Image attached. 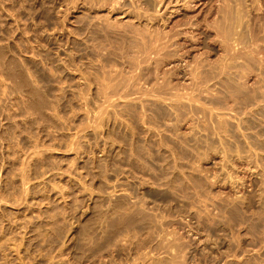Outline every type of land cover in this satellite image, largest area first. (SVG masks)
I'll return each mask as SVG.
<instances>
[{"label": "rangeland", "instance_id": "obj_1", "mask_svg": "<svg viewBox=\"0 0 264 264\" xmlns=\"http://www.w3.org/2000/svg\"><path fill=\"white\" fill-rule=\"evenodd\" d=\"M175 1L166 0L169 4L154 12L168 19L165 25L156 23L160 28L180 16L182 2ZM201 1L192 13L199 15L207 6ZM211 1L214 9L221 2ZM121 2L112 9L94 0H0V264H97L101 259L108 264L109 257L114 264H264V96L250 104L256 115L245 110L250 105L228 111L221 102L220 116L226 112L233 124L238 114L249 120L241 123L246 130H238L245 137L237 129L233 138L231 132L227 137L216 132L209 92L196 94L201 105L195 97L198 104L179 98L185 107L179 106L178 129L173 117L159 118L153 103L175 113L169 99L125 95L124 82L115 77L131 69L137 36L129 33L123 45L117 39L125 56L113 61L106 55L112 49L107 37L94 33L118 21L146 29L154 7L147 0ZM260 4L263 11L249 14L264 15V1ZM203 48L198 45L191 53L205 61L221 52ZM252 69L254 78L248 76L247 84L257 86L264 81L261 68ZM144 77L127 87L146 90L153 82ZM197 80L202 82L200 74ZM189 102L195 105L191 113ZM216 133L227 141L221 144Z\"/></svg>", "mask_w": 264, "mask_h": 264}, {"label": "bare ground", "instance_id": "obj_2", "mask_svg": "<svg viewBox=\"0 0 264 264\" xmlns=\"http://www.w3.org/2000/svg\"><path fill=\"white\" fill-rule=\"evenodd\" d=\"M132 1V0H130ZM142 1V0H141ZM169 1V0H167ZM178 1H181L182 2V6L183 8L181 9V13L179 17H176L175 16V19L172 20V18L170 17V20L168 22H171V25L170 23H168L170 26L166 29L164 28H160L156 23H160L162 22L163 25L166 24L167 22V18L163 17V13H162V18L160 15V13H158L157 15L154 14V12H157V11H160L159 8L160 6H162L163 4L165 5H168L169 2H166L165 0V3L162 2V0H157V1H154V5H150L149 2H152L151 0L148 1L147 0V5L150 6V9L154 7V11H153V14H150V12L152 13L151 10H149V19L150 22H148L147 24V27L146 29H139V28H135V27H132L130 25H127L126 27L123 25V24H119L118 25V21L117 22V25H109V23L107 22L106 25H102L101 28L99 29H96V31H94V33L97 35L99 34L98 31H102L103 32V36L109 40L110 42V46L112 47V49L107 52V56L109 59H113V61L116 60V57H119V58H124V54L122 53V50H120V52H118L119 50L117 49V47L120 45H115L117 43H121V45H123L124 41L126 42V37L129 36L128 34L131 33L133 36H137V42H134L133 44H131V49L135 46V52L137 54H135L134 52V48L132 49L133 50V54H135V56H132L133 57V63L130 62V65H131V69H128L129 72H125L122 74L121 73H116V76L119 75L120 76V80H122L124 82L123 86H124V89H121V91L123 90V92L126 94L129 93H141V95L145 94V95H149L150 96H153L154 97H157L156 99H161L162 100L164 98H167L169 99L170 101V104L172 105V107L175 109V113H172V112H168L167 110L163 109V107H161L160 104L157 103H153V107H154V111H156V114L157 116H159V118L161 117V119H165V118H169L170 117H173L176 121L175 123V128H177V125L179 123L177 122H180L179 121V117H182V110L179 109V106L181 107H185V104H181V101L179 102V98L181 97H185L187 98L186 100L188 101H191L193 102V98L196 96L197 93H207L209 92L212 96L210 103L209 105L211 107L206 106V107H209L208 109H214L217 111L214 112L213 114V111L211 112V114L215 115L216 117V124H211L212 126H214L213 128L216 130L217 133L220 134V132L222 133H225V135L227 134V131L229 132V136L230 137H234L236 136L237 134L235 133V130L237 129V132L239 129H241V123L242 121L245 122V124L247 122H249V120H246V118L244 119V116L242 117L241 119V116H238V119L236 121H233V123H231V121H229L226 117L228 116H223L225 113L222 114V116L219 115V113L223 111V109L225 108V110L227 109H235L234 107H246L247 105H250L252 104V102H257V98H259L260 96H264V89L263 87H261V82H264V81H261L259 83V85L257 84V86L253 85H248L247 84V79H248V76L249 78L250 77V74L252 71L251 69L255 67L258 68H261V72H258L259 74H261V78L262 80L264 79V15L263 14H259L261 13V11H263L261 9V4H260V0H251L249 1V3H244L242 0H221L220 3H218V6L216 9L213 8V6L209 5L212 1L211 0H207V2L205 4H207V6L202 9V12L198 15L196 14L197 17H195V14L194 12L192 13V11H190V9H193L194 6L196 7V5L198 4L199 0H178ZM211 1V2H210ZM264 1V0H263ZM95 4H98L99 5H108L109 7H111L112 9H115L117 5H122L120 3L121 0H94ZM171 2V1H170ZM177 2V0L175 1ZM204 0L201 1L199 4L202 5V3L204 4ZM73 3V2H72ZM168 3V4H167ZM173 3V2H172ZM74 4V3H73ZM72 5V4H71ZM142 5V4H141ZM213 5V3H212ZM135 6V5H134ZM148 6V7H149ZM153 6V7H151ZM73 7V5H72ZM95 7V6H94ZM93 7V8H94ZM159 7V8H158ZM164 7V6H163ZM178 7V6H177ZM176 7V9H177ZM212 7V8H211ZM215 7V6H214ZM106 8V7H105ZM104 8V9H105ZM119 8V7H118ZM130 8V7H129ZM139 8V7H138ZM146 8V7H145ZM162 8V7H161ZM199 8V7H198ZM264 8V7H263ZM73 9V8H72ZM140 9V8H139ZM148 9V8H147ZM175 9V10H176ZM197 9V8H196ZM201 9V8H200ZM214 9V10H213ZM256 10L257 12L259 10H261L259 13H254L253 15L249 14V13H253L255 11L253 10ZM119 10V9H118ZM195 10V8L193 9ZM75 11V10H74ZM116 11V10H115ZM121 11V10H120ZM127 11H130V10H127ZM141 11V10H139ZM171 11V10H170ZM173 11V10H172ZM178 11V9H177ZM176 12V11H174ZM115 13V12H114ZM125 13V12H124ZM127 13V12H126ZM133 13V12H132ZM146 13V12H145ZM171 14V12H169ZM96 14V13H95ZM136 14V13H135ZM141 14V13H140ZM69 15V14H68ZM131 15V14H130ZM174 15V14H173ZM250 15V17H249ZM263 15V16H262ZM109 16V15H108ZM111 16V15H110ZM129 16V15H128ZM135 16V15H134ZM133 16V18H134ZM147 16H148V11H147ZM170 16V15H169ZM107 17V16H106ZM168 17V16H167ZM173 17V16H172ZM109 18V17H108ZM131 18V20L133 19ZM137 18V17H136ZM164 18V19H163ZM177 18V19H176ZM113 19V17H112ZM116 19V18H115ZM122 19V18H121ZM129 19V18H128ZM142 19V18H141ZM144 19V18H143ZM138 20V19H137ZM159 20H161L160 22H158ZM128 21V20H127ZM133 21V20H132ZM115 22V21H114ZM139 22V21H138ZM73 24V23H72ZM111 24V23H110ZM127 24V23H125ZM131 24V23H130ZM82 25V24H81ZM132 25H133V22H132ZM146 25V23H145ZM157 25V26H156ZM162 25V26H163ZM135 26V25H134ZM138 26H141V25H138ZM161 26V25H160ZM137 27V26H136ZM165 27V26H164ZM184 30V31H183ZM196 30V32L194 31ZM71 31V30H70ZM73 33V32H72ZM86 33V32H85ZM76 35V34H75ZM131 35V36H132ZM102 36V37H103ZM78 38V37H77ZM128 38V37H127ZM134 38V37H133ZM79 39V38H78ZM117 39L119 40V42L115 43L117 41ZM133 40H136L135 38ZM140 43V45L138 44ZM128 46H129V43H127ZM109 45V44H108ZM120 45V46H121ZM198 45L199 47L203 46L206 47V49L210 52H212L211 50H217V49H220L221 52H219V54H213L214 55H217L216 57L214 56V59L213 60H210L209 57L208 59L206 58L205 61L200 60V56H196L197 52L193 49V48H198ZM125 46V45H124ZM263 46V47H262ZM130 47V46H129ZM122 48V47H121ZM120 48V49H121ZM204 49V48H203ZM117 50V51H116ZM127 50V49H126ZM193 51H195L196 53H191ZM206 50V51H207ZM104 51V49H103ZM198 51V50H197ZM105 52V51H104ZM130 52V51H129ZM205 52L202 51V53ZM209 52V53H210ZM218 52V51H217ZM199 53V52H198ZM194 54H196L194 56ZM201 54V53H200ZM208 55V53H206ZM75 55V53H74ZM203 55V54H202ZM99 56V55H98ZM128 56V54H127ZM126 56V57H127ZM204 56V55H203ZM125 57V58H126ZM130 57V55H129ZM131 57V59H132ZM186 57H189L186 59ZM73 59V58H72ZM174 59V60H172ZM191 61H190V60ZM99 60V59H98ZM189 60V61H187ZM147 62V65L146 63ZM67 63V62H66ZM132 63V64H131ZM141 63H145V65H141ZM172 64L169 69H166L164 68L163 69V66L164 65H167V64ZM111 65V64H110ZM113 65V64H112ZM117 65V64H116ZM124 65V64H123ZM122 65V66H123ZM127 65V63H126ZM129 65V64H128ZM118 66V65H117ZM130 67V66H129ZM167 67V66H166ZM68 68V67H67ZM113 68V67H112ZM116 68H119V67H116ZM117 70V69H116ZM115 70V71H116ZM121 70V69H120ZM135 70V71H134ZM253 70V69H252ZM256 70V69H255ZM122 71H125V70H122ZM134 73H133V72ZM251 71V72H250ZM254 71V70H253ZM260 71V70H259ZM91 72V71H90ZM105 72V71H104ZM113 72V71H112ZM81 73V72H80ZM256 74V75H259V74ZM103 74V73H102ZM199 74L200 76L202 77V82H199L197 79L199 78ZM87 75V73H86ZM188 75V77H186ZM254 75V76H256ZM118 76V77H119ZM142 76H145L144 78L147 79V82L149 81H152V85H150V87L148 88L147 85L145 84L146 82H144V84L146 85L145 87H147L146 90H143L139 91V88L135 89L134 88H131L133 86H129L127 87V84L129 85V82L130 80L132 81H136L138 79H140ZM257 77V76H256ZM103 78V77H102ZM160 78V79H159ZM186 78H189L188 80L190 81H185L184 79ZM254 78V77H253ZM251 78V79H253ZM258 78V77H257ZM99 79V78H98ZM186 82L182 83L181 81L183 80ZM256 79V78H255ZM96 80V79H95ZM101 80V79H100ZM112 80V79H111ZM141 80V79H140ZM144 80V79H143ZM181 80V81H180ZM187 80V79H186ZM261 80V79H259ZM103 81V79L101 80ZM106 80H104L105 82ZM109 81V80H108ZM131 81V82H132ZM212 81V82H211ZM253 84L258 81V80H253ZM121 82V81H120ZM119 82V83H120ZM140 82V81H139ZM208 82V83H207ZM259 82V81H258ZM106 83V82H105ZM189 83V84H188ZM108 84V82H107ZM112 84V83H111ZM118 84V83H116ZM131 84V83H130ZM137 84V83H136ZM264 84V83H263ZM110 85V84H109ZM140 85V84H139ZM88 86V85H87ZM101 86V85H100ZM114 86H118V85H114ZM122 86V84H121ZM142 86V85H141ZM7 88V87H6ZM105 88H106V85H105ZM112 87L110 86V89ZM116 88V87H114ZM261 88V90H260ZM109 89V88H108ZM263 89V90H262ZM84 90V89H83ZM114 90V89H113ZM119 90V88H118ZM117 90V91H118ZM101 91H105V90H101ZM130 91V92H129ZM115 92V91H114ZM82 93V92H81ZM107 93V92H106ZM109 93V92H108ZM205 93V94H206ZM114 94V93H112ZM111 94V95H112ZM209 94V95H210ZM117 95V94H116ZM133 95V94H132ZM131 95V96H132ZM80 96V95H79ZM88 96V95H87ZM118 96V95H117ZM166 96V97H165ZM198 96V95H197ZM84 97V96H83ZM115 97V96H114ZM113 97V98H114ZM119 97V96H118ZM134 97V96H133ZM132 97V98H133ZM137 97V96H136ZM139 97V96H138ZM144 97V96H143ZM199 97V96H198ZM104 98V97H103ZM112 98V97H111ZM122 98V97H121ZM141 98V97H140ZM184 98V99H185ZM229 98H230V101L231 103H233L232 105L229 104L228 106V101H229ZM88 99V98H87ZM128 99V98H127ZM135 99V98H134ZM152 99V98H151ZM196 99V97L194 98ZM228 99V100H227ZM105 100V99H104ZM103 100V101H104ZM106 100H109V99H106ZM111 100V99H110ZM193 100V101H192ZM198 100V103H199V100L200 99H196ZM263 100V99H262ZM261 100V101H262ZM127 101V100H126ZM155 101V100H154ZM166 101V100H165ZM264 101V100H263ZM184 102V101H183ZM187 102V101H186ZM195 102V101H194ZM221 102L224 103V108L222 107V110L220 111V108H221ZM109 103V102H108ZM132 103V102H131ZM195 102V104H198ZM201 103H205V102H201ZM230 103V102H229ZM258 103V102H257ZM256 103V105H257ZM263 103V102H262ZM261 103V104H262ZM127 104V103H126ZM200 104V103H199ZM208 104V103H207ZM109 105V104H108ZM130 105V104H129ZM169 105V106H171ZM187 105H189L188 107V110H190V113L191 111H195V105L193 106L192 103H188ZM201 105V104H200ZM202 105H205V104H202ZM255 105V106H256ZM114 106V105H113ZM126 106V105H124ZM250 109L249 107H246L247 109H245L246 111L249 110V112H251V109H252V105H250ZM144 107V106H143ZM198 107V106H196ZM203 107V106H202ZM152 108V107H151ZM201 108V107H200ZM255 108V107H254ZM141 109V108H140ZM172 109V108H171ZM197 109V108H196ZM203 109H207V108H202L201 110ZM243 109V108H241ZM153 110V108H152ZM228 110V111H229ZM148 111V110H147ZM186 111V110H185ZM198 111V110H197ZM208 111V110H207ZM220 111V112H218ZM234 111V110H233ZM253 111V109H252ZM201 112V111H200ZM241 112V110H240ZM238 112V113H240ZM244 111H242L243 113ZM248 112V113H249ZM189 112H187V115H188ZM196 113V112H195ZM204 113V112H203ZM210 113V112H209ZM237 113V112H235ZM241 113V114H242ZM254 113V111L252 112ZM154 114V112H153ZM205 114V113H204ZM203 114V115H204ZM234 114V112H233ZM255 114V113H254ZM264 114V113H263ZM151 115V114H150ZM181 115V116H180ZM227 115H229L230 117V114L229 112L227 113ZM235 115V114H234ZM233 115V117H234ZM244 115V114H243ZM247 115H251L250 114H247ZM245 114V117L247 116ZM256 115V114H255ZM186 116V115H185ZM205 116V115H204ZM232 116V115H231ZM149 117V115H148ZM153 117V115L151 116V118ZM189 117V116H188ZM213 116H209L208 119H211ZM222 117H225L222 119ZM232 117V118H233ZM236 117V118H237ZM251 117V116H250ZM254 117V116H253ZM256 117V116H255ZM143 118V117H142ZM150 118V119H151ZM154 118V117H153ZM184 118V117H183ZM186 118V117H185ZM192 118V117H191ZM207 118V117H206ZM205 118V119H206ZM235 118V117H234ZM235 118V119H236ZM262 119L264 117H261ZM158 119V118H157ZM182 119V118H181ZM204 119V120H205ZM207 119V120H208ZM247 119H248V116H247ZM250 119V118H249ZM258 119V118H257ZM142 120V119H141ZM144 120V119H143ZM153 120L156 121V119L154 118ZM215 120V119H214ZM234 120V119H232ZM253 120V118H252ZM152 121V119L150 120ZM185 121V120H184ZM201 121V120H200ZM251 121V119H250ZM191 122V121H190ZM206 122V121H204ZM203 122V124H204ZM254 122V121H253ZM144 123V122H143ZM149 123V122H148ZM160 123V122H159ZM166 123V122H165ZM200 123V122H198ZM211 123V122H210ZM213 123V122H212ZM215 123V122H214ZM255 123H256V119H255ZM254 123V124H255ZM259 123V122H258ZM263 123V122H262ZM151 124V123H150ZM167 124V123H166ZM172 124V123H171ZM257 124V123H256ZM189 125V124H188ZM248 125V124H247ZM264 125V124H262ZM153 126V125H152ZM162 126V125H161ZM174 126V124H173ZM193 126V125H192ZM197 126V125H196ZM195 126V127H196ZM200 126V125H199ZM203 126V125H202ZM201 126V127H202ZM234 126V130L232 129ZM261 126V125H260ZM208 127V126H207ZM240 127V128H239ZM245 127V126H244ZM242 128L243 130H246L245 128ZM247 127V126H246ZM249 127V126H248ZM251 127V126H250ZM263 128V127H261ZM260 128V129H261ZM178 129V128H177ZM192 129V128H191ZM200 129V128H199ZM202 129H205V128H202ZM213 129V130H214ZM157 130V129H156ZM173 130V129H172ZM243 130H240L241 131V136H246L245 133H243ZM176 131V130H175ZM206 131V130H204ZM239 131V132H240ZM159 132V131H158ZM177 132V131H176ZM231 132V134H230ZM238 132V133H239ZM180 133V132H179ZM178 133V134H179ZM216 133V134H217ZM222 133V134H223ZM210 134V133H209ZM217 134V136L219 135ZM260 134V133H259ZM263 134V133H262ZM160 135V134H159ZM189 135V134H188ZM211 135V134H210ZM215 135V134H214ZM221 135V134H220ZM218 136L221 138V136ZM161 136V135H160ZM159 136V137H160ZM158 137V136H157ZM225 137V136H224ZM227 137V135H226ZM218 138L219 140H221L223 138L220 139ZM237 138V137H236ZM235 138V139H236ZM247 138V137H246ZM224 139L227 141L226 138H223L221 142H224ZM238 140V139H236ZM255 140V139H254ZM216 141V140H215ZM239 141V140H238ZM219 142V141H218ZM237 142V141H236ZM234 142V143H236ZM241 142V141H240ZM248 142V141H247ZM184 143V142H183ZM250 143V142H248ZM222 144V143H221ZM233 144V143H232ZM237 144H239L237 142ZM253 144V143H252ZM234 145V144H233ZM241 145V144H240ZM242 145H243V142H242ZM251 145V144H250ZM187 146V145H186ZM210 146V145H209ZM225 146V145H224ZM238 147V145H234L233 147ZM245 146V145H244ZM232 147V146H231ZM230 147V148H231ZM232 147V148H233ZM242 147V146H241ZM246 147V146H245ZM211 148V147H210ZM239 148V147H238ZM248 148V147H247ZM246 148V149H247ZM253 148V147H252ZM234 149V148H233ZM236 149V148H235ZM241 149V148H240ZM244 149V148H243ZM260 149V148H259ZM224 150V149H223ZM237 150V149H236ZM234 150L232 153L234 154V152L236 151ZM251 150V149H250ZM255 150H258V149H255ZM264 150V149H263ZM238 151V150H237ZM241 151V150H239ZM243 151V150H242ZM241 151V153H242ZM160 152V150H159ZM222 152V151H221ZM226 152V151H225ZM244 152V151H243ZM249 152V151H247ZM252 152V150H251ZM250 152V154H251ZM255 152V151H253ZM261 152V151H259ZM238 153V152H237ZM240 153V152H239ZM239 153L237 155H239ZM257 153V151H256ZM207 154V153H206ZM228 154V152L226 153H223L222 155H224V157L226 158V155ZM230 154V153H229ZM232 154V155H233ZM243 154V153H242ZM245 154V152H244ZM173 155V154H172ZM230 154V156H232ZM236 155V154H235ZM233 155V156H235ZM248 155V153H247ZM257 154H255L256 156ZM259 155V154H258ZM252 156V155H251ZM237 158L239 157L236 156ZM242 157V155H241ZM244 157H246L244 155ZM243 157V158H244ZM249 155L247 156V160H250V158L248 159ZM236 158V159H237ZM255 158V157H254ZM258 158V156H257ZM230 159V158H229ZM232 160V159H231ZM231 160L229 161V163L231 162ZM234 160V159H233ZM245 160V158H244ZM259 160V159H258ZM257 160V161H258ZM228 161V160H227ZM256 161V160H255ZM234 162V161H233ZM231 164V163H230ZM234 165V164H232ZM223 166V165H222ZM205 167V166H204ZM225 167V166H224ZM230 167V166H229ZM226 168V167H225ZM248 168V167H247ZM229 169V168H228ZM231 169V168H230ZM243 169V168H242ZM226 171V170H225ZM228 171H231V170H228ZM227 171V173H228ZM230 173V172H229ZM233 173V172H231ZM229 175H232V174H228ZM227 176V175H226ZM230 177V176H229ZM234 177V176H233ZM236 178V177H235ZM241 178V177H240ZM232 179V178H230ZM232 181V180H231ZM235 181V180H234ZM233 183V182H232ZM153 214V213H152ZM112 215V214H111ZM103 219V218H102ZM159 220V219H158ZM160 221V220H159ZM161 224V223H160ZM96 227V226H95ZM86 229V228H85ZM92 229V228H91ZM165 229V228H164ZM89 230V229H88ZM97 230V229H95ZM105 230V229H104ZM74 231V230H73ZM84 231V230H83ZM87 231V230H85ZM90 232V230H89ZM92 232V231H91ZM166 232V231H165ZM96 233V232H94ZM99 233V232H98ZM106 233V232H105ZM97 234V233H96ZM95 236H98L96 235ZM163 234V233H161ZM160 234V235H161ZM83 235V234H82ZM88 235V234H87ZM171 235V234H170ZM92 236V235H91ZM89 236V237H91ZM105 236V235H104ZM107 236V234H106ZM169 236V235H168ZM88 237V236H87ZM93 237V236H92ZM91 237V238H92ZM103 238V236H101ZM110 237V236H108ZM95 239V237H93ZM92 238V239H93ZM102 238H99V239H102ZM112 238V237H111ZM86 239V238H85ZM105 239L107 240V238L105 237ZM104 239V241H105ZM110 239V238H109ZM107 240L110 241V240ZM130 239V238H129ZM170 239V238H169ZM173 239V238H172ZM90 240V238L88 239V241ZM96 240V239H95ZM112 240V239H111ZM114 240V239H113ZM176 240V239H175ZM84 242L85 244L88 242ZM98 241V239H97ZM116 241V240H115ZM170 241V240H169ZM90 242V241H89ZM89 242L87 244H89ZM94 242V241H93ZM103 242V241H102ZM102 242L101 244L98 243L95 241L94 243H97L98 246L102 245ZM112 243V241H110ZM128 242V240H127ZM173 242V241H172ZM178 241H176L177 243ZM92 244V242H90ZM106 242H103V244H105ZM109 243V242H108ZM109 243V245L111 244ZM114 243V242H113ZM112 243V244H113ZM117 243V242H116ZM122 243H124L122 241ZM121 243V244H122ZM164 243V242H163ZM166 243V242H165ZM171 243V242H170ZM169 243V245H166V246H171V244ZM240 243V242H238ZM11 244V243H10ZM83 244V243H82ZM86 244V245H87ZM175 244V243H174ZM1 245V243H0ZM96 244H94L95 246ZM117 245V244H116ZM119 245V243H118ZM124 245V244H123ZM122 245V246H123ZM127 245V244H126ZM133 245V244H132ZM163 245V244H162ZM82 246V245H81ZM90 247V245H88ZM86 246V247H88ZM93 246V245H92ZM97 246V247H98ZM104 247H106V245H102ZM101 246V247H102ZM108 246V245H107ZM115 246V244H114ZM141 246V245H140ZM228 246V245H227ZM240 246V245H239ZM61 247V246H60ZM85 247V245H84ZM96 247V246H95ZM119 247V246H118ZM129 247V246H128ZM133 247V246H132ZM131 247V248H132ZM174 247V245H173ZM177 247V246H176ZM175 247V248H176ZM93 248V247H92ZM100 248V247H98ZM117 248V247H116ZM125 248V247H124ZM168 247H166L167 249ZM234 248H237L234 247ZM20 249V248H19ZM88 249V248H86ZM85 249V250H86ZM90 249V250H89ZM88 249V251H91V247ZM102 249V248H101ZM110 249V248H109ZM177 249V248H176ZM17 250V249H16ZM15 250V251H16ZM84 250V249H82ZM81 250V251H82ZM96 250H98L96 248ZM94 250V251H96ZM104 250V249H103ZM116 250V249H115ZM114 250V251H115ZM120 250V249H119ZM129 250V249H128ZM169 250V249H168ZM173 250V249H172ZM87 251V253H88ZM101 251V250H99ZM121 251V250H120ZM176 251V250H175ZM229 251V250H228ZM236 251V250H235ZM92 252V251H91ZM117 252V251H116ZM127 252H130V251H127ZM179 252V251H178ZM223 252V251H222ZM226 252V251H225ZM18 253V252H17ZM86 253V255H87ZM90 253V252H89ZM101 253V252H100ZM112 253V251H111ZM121 253V252H120ZM136 253V252H135ZM224 253V252H223ZM2 254V253H1ZM92 254H94V252H92ZM99 254V253H98ZM116 254V253H115ZM123 254H125L123 252ZM128 254V253H127ZM85 255V256H86ZM114 255V254H113ZM112 255V257H113ZM119 255V254H118ZM134 255V254H133ZM132 255V256H133ZM172 255V254H171ZM178 255V254H177ZM226 255V254H225ZM6 256V255H5ZM88 256V255H87ZM117 256V255H116ZM135 256V255H134ZM133 256V257H134ZM173 256V255H172ZM176 256V255H175ZM224 256V255H223ZM84 257V256H83ZM89 257V256H88ZM158 257V256H157ZM216 256H214L215 258ZM219 256H217L218 258ZM222 257V256H221ZM137 258V257H135ZM134 258V259H135ZM171 258V256H170ZM201 258V257H200ZM207 258V257H206ZM205 258V260H206ZM223 258V257H222ZM94 259V258H93ZM110 259V262H111V258L109 257ZM122 259V258H121ZM149 259V258H148ZM175 259V258H174ZM197 259V258H196ZM212 259V258H211ZM210 259V260H211ZM221 259V258H220ZM83 260V259H82ZM102 260V259H101ZM100 260V261H101ZM114 260V258H113ZM129 260V259H128ZM147 260V259H146ZM214 260V259H212ZM219 260V259H217ZM96 261H97V258H96ZM100 261H98L100 263ZM104 261V260H103ZM106 261V260H105ZM104 261V262H105ZM126 261V260H125ZM130 261V260H129ZM137 261V260H135ZM172 261V259H171ZM170 261V263H171ZM196 261V260H195ZM208 261V260H207ZM216 261V260H215ZM67 262V261H66ZM94 262V261H93ZM109 262V263H110ZM157 262V261H156ZM159 262V261H158ZM157 262V263H158ZM217 262V261H216ZM71 263V262H70ZM69 263V264H70ZM97 263V264H99ZM108 263V264H109ZM112 264H114L113 262H111ZM117 263V262H116ZM123 263V261H122ZM121 263V264H122ZM132 263V261H131ZM134 263V262H133ZM132 263V264H133ZM139 262H137L138 264ZM155 263V262H154ZM153 263V264H154ZM156 263V264H157ZM160 264H163L161 262H159ZM169 263V261H168ZM198 263V262H196ZM205 263V261L203 262ZM207 263V262H206ZM211 263V262H210ZM227 263V262H226ZM12 264V263H11ZM91 264V263H90ZM101 264V263H100ZM118 264V263H117ZM136 264V263H135ZM166 264V263H165ZM200 264V262H199ZM225 264V263H223Z\"/></svg>", "mask_w": 264, "mask_h": 264}]
</instances>
